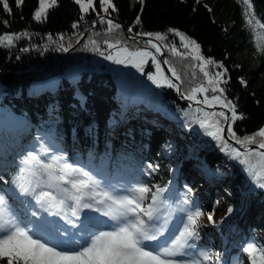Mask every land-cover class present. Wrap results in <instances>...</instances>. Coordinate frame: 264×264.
Returning a JSON list of instances; mask_svg holds the SVG:
<instances>
[{
	"label": "trees",
	"instance_id": "1",
	"mask_svg": "<svg viewBox=\"0 0 264 264\" xmlns=\"http://www.w3.org/2000/svg\"><path fill=\"white\" fill-rule=\"evenodd\" d=\"M112 2L117 11L109 9L106 15L100 11L99 0H94L96 12L87 13H81L74 0H58L42 21L33 19L38 0H24L21 7L16 6L15 0H8L11 14L0 5V34H26L15 40L11 47L0 46L2 102L17 116L27 118L39 130L56 133L61 138L58 143L68 153L73 149L81 157L90 155L107 158L113 169L136 173L147 183L149 177L154 181L150 184L161 187L173 181L180 184L188 176L186 171L196 166L200 171L210 172L209 176H213L208 178L210 183L231 196L237 186L242 184L246 165L237 159L232 165L224 166L228 171H223L217 164L221 155L230 148L238 149L241 153L243 151L224 138V142L218 141V146L212 149H198L175 177L172 170L179 163L173 156L175 148L171 145V134L166 128L172 116L176 122H206L208 119L201 117L200 113L207 116L208 113L227 110L214 102L210 105L203 103L205 95L210 98L221 93L210 91L211 86L197 67L200 61L193 58L196 55L210 58L216 65H223L222 68L208 65L207 71L210 75L224 72L222 80L227 82L218 85L224 89L222 96L233 101L237 114L243 116V119L229 122L235 136L243 139L264 127V51H258L264 50V0H251L255 16L251 25L246 22L243 14L245 6L241 0H144L143 5L139 0ZM98 12L105 20L120 23V28L106 32L107 24L100 22L92 28V21L99 17ZM137 16L140 22L134 23ZM4 21H7L6 25ZM74 24L76 27H73ZM130 27L131 32L128 30ZM123 28L132 36L138 33H162L165 36L164 40L158 42L164 48L168 66L175 69L180 77L182 93L187 96L192 88L202 83L209 87L208 92L196 93L197 99L192 100L197 101L199 106L193 107L200 113L184 110L190 105L177 96L175 90L168 91L160 87L161 96L157 101L162 111L156 109V114L150 115L148 119L142 116L136 106L138 104L129 99L128 90L134 79L122 78L126 70L104 59L96 50L99 48L105 55H115L116 49H109L105 41L113 44L119 41V48L127 47L134 51L147 47L154 54L153 48L146 46L145 41L127 40ZM177 31L187 40L182 43L180 36L175 34ZM189 41H195L199 46L198 51ZM183 44H188V47ZM26 47H35L36 55L23 52ZM172 47L178 49L176 54L172 53ZM52 48L56 50L52 51ZM64 48L68 49V53ZM180 53H184V56ZM246 53H249L255 67L251 65L250 58H244ZM44 60H47L46 65L40 66L39 63ZM28 64L35 65L36 72L23 73ZM104 69L110 73L106 74ZM148 73H153L151 59L142 77L147 78ZM115 75L121 79L117 80ZM74 76L78 77H75V85L68 80ZM127 80H131L127 83L128 87L124 85ZM242 80L245 83L242 84ZM145 82L148 83V80ZM56 91L57 95L51 96L50 93ZM120 92L126 96L131 109L121 110L118 102ZM209 118L207 123L219 120L223 128V118ZM109 129L113 132L108 134ZM256 139L259 143L261 138ZM168 147L169 154L163 155L162 150ZM149 164L154 169H148ZM187 179L192 181L189 177ZM260 191L263 197L264 191ZM262 204L249 201L246 221L250 227L264 225V206L260 208ZM229 206L233 207V202H229ZM200 209L209 212L205 204L201 203ZM212 209V212L217 210L216 207ZM230 242L226 236L225 244Z\"/></svg>",
	"mask_w": 264,
	"mask_h": 264
},
{
	"label": "snow or ice",
	"instance_id": "2",
	"mask_svg": "<svg viewBox=\"0 0 264 264\" xmlns=\"http://www.w3.org/2000/svg\"><path fill=\"white\" fill-rule=\"evenodd\" d=\"M23 2L24 0H15L17 7H21ZM241 2L245 6L243 14L246 22L251 25L252 20L255 19L251 0H241ZM57 3L58 0H38V8L33 13V19L37 21L46 19L48 10L56 6ZM74 3L79 6L81 13L96 12L94 0H74ZM139 3L143 5L144 0H139ZM0 5H2L5 12L11 14L8 0H0ZM99 6L100 11L106 15L109 13V9L112 12L117 11L112 0H99ZM97 15L100 23L107 24L106 32H114L120 28V25L114 24L111 19L105 20L104 16L99 15V12ZM81 19H83V16ZM139 22L140 17L137 16L134 23ZM4 23L6 25L7 21H4ZM257 23L259 24V21ZM73 27H76V25L74 24ZM128 30L131 32L132 28L130 27ZM168 31L175 30L169 29ZM175 34L180 36L182 43L187 40L178 31ZM22 35L26 34H0V46L11 47L14 41ZM137 35L149 37L145 41L146 46L154 48L157 53L161 52L160 45L153 41L164 40L165 36L162 33H138ZM92 43L95 44L96 42L92 41ZM105 43L108 44L109 49L127 53V57L139 58L122 59L118 55L111 53L105 55L103 51L97 48L96 50L106 60H110L115 64L131 63L132 67L143 72V64L148 62L147 58H151V63L156 67L157 71H162L156 55L148 51L147 47L133 51L127 47L117 48L119 41L115 44L108 41H105ZM188 43L198 51L199 46L196 45L195 41H189ZM183 46L187 48L188 44H183ZM63 50L67 51L68 49L64 48ZM24 51H27V49H24ZM171 51L176 54L178 49L172 47ZM258 51L264 50L258 49ZM180 55L184 56V53H180ZM193 58L200 61L197 67L207 79V84L211 86L210 91L212 93H221V95H212L210 98L205 95L203 103L209 105L211 102L220 104L231 113L230 117L225 112L208 113L207 116H219L225 121L243 119L242 115L237 114L235 103L222 96L224 89L218 85L220 82H227L222 80L224 72L218 71L210 75L209 71H207L208 65L221 68L223 65H216L215 61L210 58L205 59L201 55H196ZM163 63L168 64V61L164 60ZM168 71L172 73L173 77L180 79L175 69L169 67ZM147 79L160 86L155 73H148ZM163 79L168 87H176V90L180 91L179 86L174 85L167 76H164ZM241 83L245 82L242 80ZM208 91L209 87H205V84L202 83L198 87L192 88L191 93L186 98L188 100H196V93H206ZM200 123L202 128L205 127L204 121H200ZM208 127L214 128L215 131H207V135L224 142V136L221 133L225 130L220 126L219 120L210 123ZM227 133L230 138L236 139V143L240 144L241 147L248 144H257L258 148L264 149V127H261L251 136L241 139L235 136L232 125L229 123ZM257 137L261 138L259 143H257ZM227 146L225 142V147ZM231 151L235 153V158L239 159L241 164L246 165L245 170L249 171L257 186L264 188V151L257 152L255 149L246 147L243 153L235 148ZM253 156L258 157L255 162L253 161ZM29 158L35 159L36 157L29 152L25 157V163L29 162ZM46 167L51 169L52 165L49 164ZM69 168L68 164H61L58 168L60 174L57 175L54 171H49L48 177L49 186L54 185L55 188L60 189L66 194L67 199L74 201L73 205H67L66 199H58L51 191L42 190V186L39 183L31 187L18 184L20 194L31 196L49 214H59L60 211L70 208L71 215H65L63 219L73 228L80 226L79 210L81 208L91 209L102 217H107V221H102V223L111 221V230L85 231L80 238L72 240L60 239L68 236L67 229L50 237L37 235L32 227L23 223L11 212L4 196H0V264H202V261L210 262L213 260V256L207 252L197 253L198 258H184L190 250L196 249L195 240L199 236L200 218L206 215L208 223H215L212 212L205 214L199 209L190 210L188 206L191 202L187 196L175 209V211L186 213V217H180L178 223L170 228L171 212L165 211L161 213V208L165 207L162 199L165 191L163 188L153 186L155 188V191H153L152 188L146 185H139L131 190L135 194L128 195H118L115 191H97L100 185L91 178L89 173L81 169L69 171ZM148 169H154V166L149 164ZM23 171L24 169H21V172ZM73 172H78L84 179H69ZM3 179V176H0V180ZM67 184L71 185V192L68 188L62 187V185ZM187 191L191 192V189L189 188ZM149 194L150 202L145 206L144 201L149 198ZM50 209H56V212L53 213ZM232 211L231 207L227 209V213ZM37 215L36 211L31 212L32 217ZM165 233H168L167 239L164 241L165 246H161L160 238L164 237ZM242 251L247 256L249 264H264V247L257 245L255 242H249L242 248ZM238 264H243V261H239Z\"/></svg>",
	"mask_w": 264,
	"mask_h": 264
},
{
	"label": "rangeland",
	"instance_id": "3",
	"mask_svg": "<svg viewBox=\"0 0 264 264\" xmlns=\"http://www.w3.org/2000/svg\"><path fill=\"white\" fill-rule=\"evenodd\" d=\"M117 48H119V47H117ZM31 51H33V50H31V49L30 50L27 49V51L23 50V52H29V54L32 53ZM66 53H68V52L66 51ZM161 53L162 52H160V53L154 52V55H156V58L158 59V57L161 55ZM33 54L36 55L35 50L33 51ZM115 55H118L122 59H124V58L139 59V58L127 57V53H123V52H117L116 51ZM244 58H250L251 65L253 67L256 66V64L254 63V61L250 57L249 53H246L244 55ZM147 59L149 62L151 58H147ZM145 64L146 63L143 64V70L147 66ZM118 65H120L122 70H126L124 75L122 76V78L130 77L131 80L134 79L131 82L132 87L128 90L129 91L128 92L129 99H130V101H133L134 103L138 104L136 106H137L139 112L142 114V116L144 118H147L152 114H156L154 112H151L150 110H156L157 109V110L162 111V109L159 106L158 101H157L160 98L161 93H159L160 91L158 88H155L153 86L155 84L151 80H148L147 78L142 77L143 72H141V71L137 72L134 69V67H132L131 63H122V64H118ZM115 66H116V64H115ZM151 68H153V73H155V77L159 81L160 87L165 88L168 91L169 90H175V87H171V88L168 87L165 81L161 83V81H163V75H162L161 71H157L156 67L152 63H151ZM32 69H33L32 65L31 66L28 65V67L26 69H24L23 73H26V71H31ZM35 70H36V68H35ZM103 71L106 74L110 73V71H108L107 69L106 70L104 69ZM115 77L117 80L121 79V77L118 75H115ZM131 80L125 81L124 85H126L128 87L127 83L130 82ZM147 80H148V83L145 82ZM169 80H170V78H169ZM149 82H151V84ZM154 89H158V90L154 91ZM41 92H43V91H41ZM154 93H156V95H154ZM51 95L56 96L57 91L52 92ZM36 96H38V95H36ZM118 102H123V99L122 98H120V100L118 99ZM195 102L197 103V101H195ZM139 105H141V106H139ZM189 105H190V107L185 108L184 110L190 109L194 112H199L197 108H194L191 104H189ZM203 114L200 113V115H202L201 117L208 119V120L210 119L208 116L203 115ZM171 118H172V120L168 122L169 123L168 128L170 129L169 132L171 134V137H169V139L171 141V145H176V150H175L174 156H177V161H180L181 156H182V152H184V151H182L183 146L188 147L187 149H189V150H193L192 151L193 153H194V150L197 149V147L196 148H194L193 146L190 147V145L192 142H195V137L193 135L196 131L198 124L196 122H194L193 120L192 121L188 120L187 122L184 121L185 123H178V121L176 122V120L174 119V116H172ZM182 130H183V132L190 133V134H185L182 132ZM110 132H113V131H111V129H109L108 134ZM182 134H183V136H182ZM184 135H186V136H184ZM187 137H190L191 139H189ZM53 139L57 142V140L55 138L51 137L50 135L46 134L42 130H39L37 127L33 126L27 120V118H25V117L17 118L13 114V112H11L10 108H8L7 105H5L2 101H0V169L4 168L3 170H5V172H3V174H6L8 167H11L13 165L17 166L19 164L16 162L13 163V158L16 155L20 158V161L25 163V157L27 156V154L29 152H31L34 154V156L36 158L35 159L29 158V162L25 163V168L27 170L25 172L30 174V175L32 173H35V176H34L35 179L31 180L30 183H28L29 184L28 187L35 186L37 183H39L42 186V190H45V191H49V189L52 190V186H49L50 182H49V177H48V171H50V170L45 166L44 163H46L47 165L51 164L54 169H56V168L58 169L59 165L66 163L70 166L69 171H71L72 169H81V170H83L89 174H92L95 171H96V173H98L97 168L99 169L100 167H103L104 171L100 172L101 175L98 178L97 182L100 185L99 188H102L104 186V184L107 183V176L109 175V173H108L109 171L107 169V162L103 161V163H101L100 165H96L94 163L85 164V163H83L84 161H82L78 157V154L76 151H73L72 155L69 156L71 159V160H69L64 155V149L62 148V146H60L59 144H58L59 145L58 146L57 145L58 142L57 143L54 142ZM208 139H210V138H208ZM212 141H210V142H212ZM183 142H185V143H183ZM205 144H206V142H205V140H203L198 145L203 146ZM213 146L214 145L211 143L209 145V147H207V150L211 149ZM233 154L235 155V153H233ZM46 155L48 156L49 160L48 161L44 160V163H43L42 162L43 157ZM189 156L190 155H188V157ZM226 158L228 159V156H226ZM252 158H253L254 162H255V160L258 159V157H255V156H253ZM225 162H227V160H224L222 158L220 160V162L217 164V167H222L223 171L224 170L228 171L227 168L224 169L225 168L224 167ZM36 165L38 167L41 166L44 169V171H45L44 176L47 179L46 182L44 181V183L43 182L40 183L38 181V179H40L39 178V171L38 170L36 171L34 169V168H36L35 167ZM195 169H196V171H199L201 174H203L204 178H210L211 179L213 177V176H209L210 172L205 173L203 170L200 171V169L199 168L197 169L196 166H195ZM191 170L192 169L187 170L186 173H187V175L190 174L191 177L193 178V180L198 182L199 185L203 187L202 190L204 192H202L201 190H197V194H198V196L200 195V197L203 198L204 202H207L206 205L207 204L209 205V203L207 201L208 200L207 194L208 195L210 194L209 193L210 189H212L211 192L213 193V195L214 194L217 195V200L215 203V206L217 207V212L213 214V220L215 221V223H209V225H207L208 222L205 219L200 220V225L201 224L206 225L205 228H206L207 232L210 234V237L208 238L206 244H204V250H205V252H207L213 256L212 261H210V262H203L202 261V264H224L227 261H228L227 262L228 264H238L239 261H243V264H249L247 256L242 251V248L244 246H246L247 243H249V242H238L236 245L234 244V242L239 241V238H238L239 234L241 231H243L244 227L247 225L246 224V218H247V214H249V208L247 207V203H249V201L258 202L259 205H260V203H263L262 206H260V208H263V206H264V195H263V197L261 196L260 190L264 191V188L258 187L255 182L250 183L248 181L249 180V174H248V175H246V177L244 176L242 184L238 185L236 188V191L230 196L226 192L221 190L220 188H217L215 186H211L208 184H206V185L203 184L204 180L202 181L200 176L195 175V173H193ZM200 173H198V174H200ZM59 174H60V172H59ZM77 174L79 175L78 172H73L72 175L69 177V179H78L75 177ZM0 176H4V175H0ZM80 179H84V177L80 176ZM200 181H202V183ZM2 183H3V180H0V185ZM123 184H125L127 186V190H130V189L132 190L133 188L136 187L134 184L131 185L130 182L128 183L126 180L123 182ZM62 187L68 188L70 192L72 191L70 184L62 185ZM59 195L61 197H63L64 199L66 198L65 194L62 191L59 192ZM0 196H3L1 192H0ZM25 196L28 199L32 200L31 196H28V195H25ZM229 202H233V204H234V206L231 207L233 209V211L231 213H227V209L230 207ZM35 203H36V201L33 200L32 204H35ZM213 205H214V203L211 204V206H213ZM188 207L190 210H194L193 204H190ZM69 210H70V208H69ZM170 212H171L172 218L174 220H176V222H174L172 224V226H170V228H172L174 225H176L178 223L180 217H186V213L181 212L178 214L174 211V209H172ZM90 213H91V211H90ZM248 224H250V223H248ZM222 228H223L222 232H224L223 238L225 239V237L227 236L228 238L231 239V244L228 245L227 249L224 248L225 242H224V239L221 238V236H220V231ZM253 234H254L255 243L257 242L256 243L257 245L264 247V244L262 243V242H264V225L259 224V228L256 227V230H254ZM165 236L167 239L168 233H166ZM252 238L253 237H251V239ZM198 242H201L200 236H198V238L195 240L196 247H197ZM190 251L191 252H190V255H188V259L198 258L197 253L194 250H190ZM231 251H234L235 254H234V257L229 261L228 255ZM217 254H218V259H217ZM226 257H227V259H226Z\"/></svg>",
	"mask_w": 264,
	"mask_h": 264
},
{
	"label": "bare ground",
	"instance_id": "4",
	"mask_svg": "<svg viewBox=\"0 0 264 264\" xmlns=\"http://www.w3.org/2000/svg\"><path fill=\"white\" fill-rule=\"evenodd\" d=\"M94 22H95V24H94ZM98 25V22H96V21H92V28H95L96 26ZM124 34H125V36H126V34L130 37V39H128L127 37V40H129V41H131V40H134V41H139V38L140 37H145V36H142V35H140V36H138V35H130V34H128L127 32H124ZM157 42V44H159L160 45V48H161V51L165 54V51H164V48L162 47V45L158 42V41H156ZM51 46V45H50ZM24 49H26V48H24ZM23 49V50H24ZM27 49H29V48H27ZM148 49V48H147ZM154 49V48H153ZM30 50V49H29ZM31 50H35V49H31ZM47 51H49V49H46ZM56 50V49H55ZM54 50V48H52V51H55ZM33 51H31V52H33ZM46 51V52H47ZM37 52V51H36ZM148 60V59H147ZM46 63H47V60H44L43 62H40L39 64H40V66L42 65H46ZM29 66H31L32 65V72H36V70H35V68H36V66L35 65H33V64H28ZM145 65H147L148 66V62L145 64ZM28 67V66H27ZM160 67H161V69H162V71H161V73H162V75H167L166 74V71H165V69L163 68V66L162 65H160ZM166 67H167V69H169V66H168V64H166ZM169 74L170 75H172V73L171 72H169ZM77 76V75H76ZM76 76H74V77H69V79L68 80H73V78H75ZM173 76V75H172ZM77 79H78V77H76ZM75 80V79H74ZM77 81V80H76ZM154 87L155 88H160V86H155L154 85ZM158 89H154V91H157ZM160 92L159 93H161V90H159ZM154 95H156V93H154ZM159 96V95H158ZM193 102H195V101H193ZM223 112H225V114L226 115H228L229 117L231 116V113L228 111V109L226 110H224ZM225 121V120H224ZM208 122V120H206V122H204V124H205V127H201V123H200V121H196V123L198 124V126H197V128H196V131H199V130H202V129H205V128H209L208 127V125H209V123H207ZM230 122V120H228V121H225V123L223 124V129L225 128V126H226V129H227V126H228V123ZM179 123V122H178ZM166 130L167 131H170V129L169 128H166ZM182 132H183V130H182ZM183 133H185V132H183ZM185 134H190V133H185ZM182 136H183V134H182ZM184 136H186V135H184ZM194 136V135H193ZM187 138H189V139H191L190 137H187ZM55 139L56 140H58V138H56L55 137ZM53 141L54 142H56L54 139H53ZM57 143V142H56ZM183 143H185V142H183ZM189 143V142H188ZM173 146H175L174 148H175V150H176V145H173ZM191 146H193V144L191 143V145H190V147ZM188 147H185V146H183L182 147V151H184V152H182V156H181V159H180V161H177V156H174V154H173V156H174V158H175V160L178 162V163H185V156H187V154L189 153V149H187ZM181 149V148H180ZM212 149V148H211ZM48 151V150H47ZM49 153V152H48ZM175 153V152H174ZM225 155V156H224ZM226 156H228V159L226 158ZM51 158V157H50ZM224 159V160H227V162H225V167H227L228 165H232V161H234V160H236L237 161V159L235 158V155L234 154H228V153H224V154H222L221 155V159ZM220 159V160H221ZM44 160L45 161H48L49 160V158H48V156L46 155V156H44L43 157V160H42V162L44 163ZM183 160V161H182ZM235 161V162H236ZM41 162V163H42ZM44 164H46V163H44ZM190 169H192L191 171L193 172V173H195V175H199L200 176V178L202 179V181L204 180V178H203V175L202 174H198L199 172L198 171H196V169H195V167H191V168H189L188 170H190ZM195 169V170H194ZM104 170V168H101V171H103ZM78 175V174H77ZM75 176L76 178H78V179H80V176L78 175V176ZM90 176H91V178L92 179H94V180H97L98 179V175H97V173H95V172H93L92 174H90ZM202 181H200L201 183H202ZM195 183H197L198 185H199V183L198 182H196V181H194ZM204 182V181H203ZM203 184H205V183H203ZM206 185V184H205ZM54 186V185H53ZM52 186V189H53V195L54 196H56L58 199H60V195H59V193H58V191H61L60 189H57V188H55V187H53ZM108 185L104 188V189H101V188H98L97 189V191H100V190H107V191H109L108 190ZM200 188L202 189L203 187L202 186H200ZM199 188V189H200ZM218 188H220V187H218ZM125 189L126 188H124V185H122V184H117V187L115 188V192L119 195L120 193H123L124 191H125ZM221 189V188H220ZM223 190V189H222ZM128 193L129 194H135V193H133L132 191H128ZM217 200V199H216ZM150 202V196H149V198L148 199H146L145 201H144V204H145V206L148 204ZM213 202H215V201H213ZM54 213L56 212V209H51ZM32 211H36V207L35 206H32L31 207V212ZM87 212V208H81L80 210H79V213L80 214H86V216H87V219L82 223V225H83V227L82 226H79V227H82V228H84V229H86L87 228V231H91V232H96V231H99V229H100V226L95 222L96 220H90V218H89V216H90V214L88 215V213H86ZM62 213V211H60L59 212V214H61ZM55 215H58V214H55ZM59 217H61V215L59 216ZM92 217V216H91ZM94 219V218H93ZM107 219V218H106ZM54 220L55 221H57V219H56V217L54 218ZM174 220L172 219L171 220V222H173ZM110 223H111V221H109ZM170 222V223H171ZM57 225V224H56ZM58 226V225H57ZM79 227H76V228H74L73 230H76L77 228H79ZM66 229V228H65ZM223 229V228H222ZM69 230V229H68ZM73 230L72 229H70L69 231H68V234L71 236L70 237V239H74L75 238V236H72V234H73ZM198 231H200V232H203L204 233V240H203V243H201L200 242V244L197 246V248L195 249V251H196V253H199V252H203L204 251V244H206V242H207V240H208V238L210 237V234L207 232V230H206V228H205V226H204V224H201V227H199L198 228ZM234 251H231L230 253H229V255H228V259H229V261L234 257ZM226 259H227V257H226Z\"/></svg>",
	"mask_w": 264,
	"mask_h": 264
},
{
	"label": "water",
	"instance_id": "5",
	"mask_svg": "<svg viewBox=\"0 0 264 264\" xmlns=\"http://www.w3.org/2000/svg\"><path fill=\"white\" fill-rule=\"evenodd\" d=\"M118 24H120V23H118ZM123 30H124V32H126V30L123 28ZM126 37L128 38V39H130V37L126 34ZM149 39V37H140L139 38V40H142V41H147ZM154 43H157L155 40L153 41ZM162 52V51H161ZM159 58V60H160V63H161V65L163 66V68L165 69V71H166V74H167V76H169L175 83H177V86H179V88H180V91L178 92L177 91V93L178 94H181V83H180V81L178 80V79H175L172 75H170L169 74V71H168V69H167V67H166V64H164L163 63V61H164V54H163V52H162V54L158 57ZM137 70V69H136ZM224 132H223V136L225 137V138H227V136H226V126H225V128H224ZM228 139V138H227ZM232 143L233 144H238V143H236V142H233L232 141ZM251 149H257V150H261V149H259L257 146L255 147H251Z\"/></svg>",
	"mask_w": 264,
	"mask_h": 264
}]
</instances>
